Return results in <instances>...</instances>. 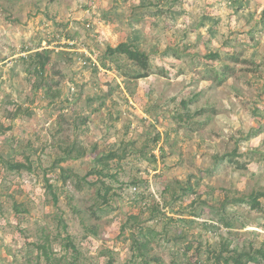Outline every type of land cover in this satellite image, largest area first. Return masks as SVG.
Segmentation results:
<instances>
[{"label": "rangeland", "instance_id": "obj_1", "mask_svg": "<svg viewBox=\"0 0 264 264\" xmlns=\"http://www.w3.org/2000/svg\"><path fill=\"white\" fill-rule=\"evenodd\" d=\"M240 253L264 264V0H0V264Z\"/></svg>", "mask_w": 264, "mask_h": 264}, {"label": "trees", "instance_id": "obj_2", "mask_svg": "<svg viewBox=\"0 0 264 264\" xmlns=\"http://www.w3.org/2000/svg\"><path fill=\"white\" fill-rule=\"evenodd\" d=\"M107 51L109 54L120 53V54L126 55L130 60H132L133 62H135L139 66H141L144 70H147L149 68V57H148V55L146 53L142 52L139 48L134 47L132 44L120 43L116 47H109ZM36 55L38 56V60H39L38 66H36V70L39 73L40 72L43 73L45 71L46 66H47V62H49L50 59H49V57L47 58L46 56H44L42 53H39V52L36 53ZM213 56H216V55H213ZM22 166H24V165L21 163H16V164L10 165V167L12 169H14V168L18 169V168H21ZM248 202L251 203L254 208L260 207V205H261L260 201L257 199V196L252 197L251 200ZM143 246H147V244L144 243ZM46 254H47V259H49V254L47 252H46ZM245 256L248 257L249 261H257L258 260V257L256 255H252L250 253H240L239 255H236L234 257H223L222 255H220L219 260H218V264H221L222 260H223L224 264H231V262H230L231 258L234 259L237 264H244L243 263V257H245Z\"/></svg>", "mask_w": 264, "mask_h": 264}]
</instances>
